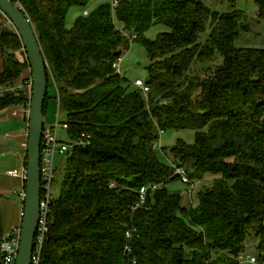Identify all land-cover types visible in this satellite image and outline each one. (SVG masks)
<instances>
[{
	"label": "trees",
	"instance_id": "obj_1",
	"mask_svg": "<svg viewBox=\"0 0 264 264\" xmlns=\"http://www.w3.org/2000/svg\"><path fill=\"white\" fill-rule=\"evenodd\" d=\"M12 1L48 65L45 121L53 100L68 125L41 264H241L252 235L264 264V49L237 46L251 32L247 16L213 12L203 0H118L115 10L103 2L88 16L96 0ZM218 1L236 8L237 0ZM253 1L264 20V0ZM75 7L84 12L69 28ZM156 26L168 31L146 39ZM135 42L151 60L147 95L114 67ZM0 48V86L9 87L31 67L16 56L24 46L14 28L0 24ZM29 104V95L7 94L0 114ZM169 131L195 132L194 144L171 150L189 178L215 177L197 207L166 189L180 180L156 151ZM149 184L161 188L134 211ZM5 233L0 204V264Z\"/></svg>",
	"mask_w": 264,
	"mask_h": 264
},
{
	"label": "rangeland",
	"instance_id": "obj_2",
	"mask_svg": "<svg viewBox=\"0 0 264 264\" xmlns=\"http://www.w3.org/2000/svg\"><path fill=\"white\" fill-rule=\"evenodd\" d=\"M205 4L211 8L213 12L219 14H230L235 10L243 12L251 24V32L245 40H239L237 46L240 48H260L264 49V20H260L258 17V6L253 0H237L236 8H233L228 3H221L218 0H203ZM106 2V0H96L89 5L87 11H93L100 3ZM84 12L82 8H72L67 18V26L72 28L79 16ZM0 24L2 26L13 29L14 27L5 15L0 11ZM168 29L164 26L153 27L146 33L145 38L150 41H155L160 33L167 32ZM208 33L202 36V42H205L210 34ZM19 61L24 63L27 60L25 50L17 52ZM223 63V60H221ZM151 60L145 47L137 42L132 43L129 50H125L123 54V60L120 65L119 73L122 77L126 78L133 86L137 80H142L144 83L149 80V67ZM28 74H32L31 68L27 70ZM25 77V76H24ZM32 77V76H31ZM55 91L50 88V96H54ZM30 108V105H29ZM27 110V109H26ZM30 110V109H29ZM24 108L12 107L9 108L4 114H7V118H2L0 114V184L5 188L2 194L3 203H11L9 216L12 215V206H16V212L13 222H17L19 218V210L22 207V200L15 192L21 188V181L16 178L9 177L7 174L10 171H21L24 166L25 156L28 155V139H29V119L26 121L24 117ZM14 113H18V116H14ZM60 114V120L64 121V115L60 112L57 104L51 100V104L46 116V126H52L55 124L57 115ZM61 137L65 139V133L61 131ZM179 141H184L189 145H192L196 141L194 131H169L161 135L160 141L156 145V151L162 162L172 168L174 159L171 155V150L178 144ZM64 157L60 155L56 159V166L58 169L56 181L53 187V191L56 197L59 196L61 191V183L64 176ZM215 177L208 175L202 182H196L194 188L184 184L182 181H173L166 185V189L173 193L182 195L186 204H190L193 207H197L199 203V194L206 188L213 186ZM10 180L12 184L7 181ZM7 183V184H6ZM1 191V190H0ZM11 192V194H9ZM192 192L191 201L188 194ZM21 220V218H20ZM11 226V225H10ZM9 226V228H10ZM259 239L255 235L249 236L246 241V256L240 260L241 264H250L246 257L258 258L257 246Z\"/></svg>",
	"mask_w": 264,
	"mask_h": 264
},
{
	"label": "built area",
	"instance_id": "obj_3",
	"mask_svg": "<svg viewBox=\"0 0 264 264\" xmlns=\"http://www.w3.org/2000/svg\"><path fill=\"white\" fill-rule=\"evenodd\" d=\"M110 2L113 10L118 6V0H106ZM89 12H85V15L88 16ZM131 41L135 40L136 37H130L128 34L124 33ZM123 59L115 64V69L119 72L120 65ZM135 86L140 88L145 95L149 92V87L142 81L137 80ZM34 89L33 78H25L18 81L16 84L5 87L0 86V99L5 97L7 94H26L30 96V104L32 100ZM29 104V105H30ZM29 106L27 110L24 108V114L29 119L30 110ZM14 116H18V113H14ZM61 131L64 133L68 131V125L63 124L60 120L58 114L56 122L52 126H46L43 134L42 141V150H41V215L38 232L35 239V250L33 255V264H41V255L43 246L47 239L49 233V217L51 212V204L55 199L53 187L57 174L56 159L60 155L64 157L70 149V146L65 142L61 137ZM163 134V132H161ZM172 169L174 171V177H178L180 181L184 184L194 188L196 182H193L184 167H181L178 163L174 162ZM8 176L12 178L19 179L22 182V188L15 192V195H18L22 200V213H21V223L10 231H6L3 236L1 243V255L2 260L1 264H17V259L19 256V247H20V238L22 233V223L24 218V209L26 201V182H27V166H23L21 171H10ZM161 188V185L149 184L144 186L139 191V201L134 207V211L143 208L148 200V195L150 192H155ZM189 200L191 201L192 192L188 194ZM128 239L132 238V232L127 233ZM126 252L131 253V247L126 248ZM247 261L250 264H260L259 259L256 257H247Z\"/></svg>",
	"mask_w": 264,
	"mask_h": 264
},
{
	"label": "water",
	"instance_id": "obj_4",
	"mask_svg": "<svg viewBox=\"0 0 264 264\" xmlns=\"http://www.w3.org/2000/svg\"><path fill=\"white\" fill-rule=\"evenodd\" d=\"M0 11L20 36L31 67L34 89L30 104L26 201L17 264H33L35 239L41 215V150L46 125L45 102L49 91L48 65L36 31L12 0H0ZM3 114L2 118H6Z\"/></svg>",
	"mask_w": 264,
	"mask_h": 264
},
{
	"label": "crops",
	"instance_id": "obj_5",
	"mask_svg": "<svg viewBox=\"0 0 264 264\" xmlns=\"http://www.w3.org/2000/svg\"><path fill=\"white\" fill-rule=\"evenodd\" d=\"M18 54L16 53V56H17ZM19 56H17V58H18ZM3 70H4V64H3V57H2V51H1V48H0V73H2L3 72ZM25 76V77H24ZM32 76V74H28L27 73V71L24 73V75L22 76V78L20 79V80H22V79H25V78H30ZM3 115V114H2ZM58 116V115H57ZM2 117V116H1ZM8 117V116H7ZM6 117V118H7ZM24 117H25V120L27 121L28 120V118H27V116L26 115H24ZM56 122V121H55ZM26 165V156H25V159H24V166ZM8 175V174H7ZM7 181H9L11 184H12V182L10 181V180H7ZM7 184V183H6ZM22 182H21V188H22ZM5 188H3L2 186H1V184H0V194H2L3 196H5L6 195V192H4L5 190H4ZM9 194H11V192L9 193ZM0 204H1V209H2V212H3V217H4V226H5V230L6 231H10V230H12V229H14L15 227H17L20 223H21V220H20V218H21V213H22V207L20 208V210H19V218L17 219V222H13V220H14V217H15V212H16V209H15V207L16 206H12V215L11 216H9V211H10V205H11V203H3V201L1 200L0 201ZM11 225V226H10ZM9 226H10V228H9Z\"/></svg>",
	"mask_w": 264,
	"mask_h": 264
}]
</instances>
